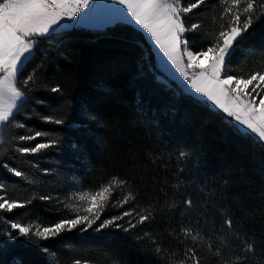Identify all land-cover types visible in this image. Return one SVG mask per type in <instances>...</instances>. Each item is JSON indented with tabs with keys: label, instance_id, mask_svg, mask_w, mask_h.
Here are the masks:
<instances>
[{
	"label": "snow or ice",
	"instance_id": "obj_1",
	"mask_svg": "<svg viewBox=\"0 0 264 264\" xmlns=\"http://www.w3.org/2000/svg\"><path fill=\"white\" fill-rule=\"evenodd\" d=\"M219 3L222 8L217 12L215 0H0V146L6 149L0 153V216H4L7 225L3 242H0V264H25L17 250L27 245L46 258L51 257L50 247L39 241L55 240L66 232L89 233L94 239L117 244L124 239L121 233H131L137 225L155 219L154 210L150 209H145L144 213L126 209L102 218L106 207H123L135 200L129 189L122 200L113 202L111 190L127 185L126 180L116 177L94 193H79L78 199L86 204L83 215L60 218L47 226L31 221L26 224L14 218L27 214L34 201H42L51 206V211H58L55 205L61 203L59 197L45 190L53 171L42 168L40 162L48 158L52 149L67 150L69 166L75 160L88 161L87 140L95 136L96 127L101 123L96 99L82 97L69 105L63 85L40 79L41 65L25 71L38 50L47 51L38 49L39 45L47 44L52 53L62 54L72 43L85 37L119 39L122 54L113 57L107 70L127 75L129 87L136 90L138 111L142 114L154 111L146 97L165 99V94L172 93L211 114L223 113L221 119L226 128L250 140L264 166V71L237 77L227 67L236 48L252 35L253 25L264 23V0H219ZM194 9L213 13V22L219 25L210 46L204 49L190 50L186 36V33L195 34L191 37L195 41L202 30L201 23L189 18ZM118 29L123 30V34L116 36ZM248 54H258L264 61V40L259 46L250 47ZM161 73L166 74V79H161ZM39 87L56 94L49 97V101L55 102L58 96L64 98V104L53 111V103L32 95ZM34 103L44 105L48 111L38 113L32 107ZM69 106L75 117L71 123L66 120ZM178 111L174 98H169L162 109L165 116L173 117ZM33 119L59 127L43 129L30 123ZM65 128H72L84 142L56 135ZM179 155L183 158L187 154L180 151ZM25 184L24 191L32 193L30 197L13 199L6 194L9 187L21 188ZM76 198L77 194L73 193L72 199ZM64 207L71 208V205L65 203ZM171 207L187 214L194 205L186 198L182 207L175 203ZM17 209H23L24 213L14 212ZM9 213L13 215H4ZM225 224L224 234L215 231L202 234L189 226L182 227L181 231L194 243L205 237L219 238V245L214 247L209 243L207 248L209 258H216L215 264H249L256 253L255 241L233 233L230 218H225ZM144 236L151 240L159 254L162 249L158 241L147 232ZM184 256L192 264H202L195 248L186 249ZM46 264L53 261L46 259ZM70 264L87 262L77 258Z\"/></svg>",
	"mask_w": 264,
	"mask_h": 264
},
{
	"label": "trees",
	"instance_id": "obj_2",
	"mask_svg": "<svg viewBox=\"0 0 264 264\" xmlns=\"http://www.w3.org/2000/svg\"><path fill=\"white\" fill-rule=\"evenodd\" d=\"M215 3L218 12L222 6L219 0ZM193 13L189 14L190 20L201 23L202 30L195 41L191 39L195 34L186 33L189 47L190 50L204 49L210 46L219 25L213 22V13L200 9H194ZM250 31L252 35L236 48L228 61L227 67L237 77L256 70L264 71L260 55L248 54L250 47L259 46L264 40V23L254 24ZM121 34L123 30L119 29L115 33L116 36ZM38 49L47 51L38 50L25 71L30 72L34 66L41 65L40 79L47 78L63 85L69 105L82 97H90L97 100L96 108L101 115L95 136L87 140L88 161L75 160L69 166L67 150L52 149L48 158L40 162L42 168L53 171L45 190L61 201L71 188L94 192L116 177L126 180L127 185L123 189L114 187L111 190L113 202L122 200L129 189L135 200L123 207H106L102 218L126 209H135L139 213L150 209L154 210L155 219L137 225L131 233H121L124 239L117 244L75 231L62 233L55 240H40L39 243L50 247L53 255L46 258L27 245L17 250L25 264H46V259H51L53 264H64L65 261L70 264L77 258L87 264H180L182 260L187 264L191 261L184 256L188 248L196 249L202 264H215L216 258H209L207 248L209 243L214 247L219 245L220 239L205 237L194 243L181 229L189 226L202 234L213 231L224 234L225 218L232 220L233 233L255 241L256 253L249 264H264V251H261L264 248V166L250 140L236 136L226 128L221 119L223 113L219 116L211 114L187 99L168 93L165 99L146 97L154 111L142 114L137 109L136 90L129 87L127 75L107 70L113 57L122 54L117 38L85 37L72 43L62 54L52 53L47 44L39 45ZM160 75L161 79H166L163 73ZM105 88L107 92L103 91ZM32 95L53 103V111L64 104L63 97L57 96L55 102L49 101L48 98L56 94L43 87L37 88ZM169 98H174L179 109L174 117L162 112ZM32 107L38 113L48 111L41 104L34 103ZM74 119L69 106L66 120L71 123ZM30 123L43 129L59 127L36 119ZM56 135L75 137L84 142V138L72 128H65ZM5 150V146H0V153ZM180 151L187 155L181 158ZM26 187V184L21 188L9 187L6 194L13 199L28 198L32 193L24 191ZM186 198L193 201L191 212L184 214L171 207L173 203L182 207ZM50 207L42 201H34L27 214L14 218L26 224L31 221L47 226L69 217L68 210L61 204L55 205L58 211H51ZM14 212L24 213V210ZM5 230L4 216H0V242H3ZM146 232L158 241L162 249L159 254L151 240L144 236Z\"/></svg>",
	"mask_w": 264,
	"mask_h": 264
},
{
	"label": "rangeland",
	"instance_id": "obj_3",
	"mask_svg": "<svg viewBox=\"0 0 264 264\" xmlns=\"http://www.w3.org/2000/svg\"><path fill=\"white\" fill-rule=\"evenodd\" d=\"M86 30H88V29H86ZM150 47H151V45H150ZM155 60L156 61H158L159 60V57H155ZM173 70V72H175V69L173 68L172 69ZM165 76H166V74L165 73H163ZM176 75H177V77H179V74H178V72L176 73ZM182 77H179V81H182ZM179 81H177V82H179ZM217 111H219V110H217ZM98 191V190H97ZM81 192H88V193H94V192H89L88 190H84V189H82V188H78V189H76V188H71L69 191H68V193H67V196L65 197V198H62L61 199V205L63 206V208L64 209H66V210H68V212H69V217H74L75 215H77V214H80V215H83V214H85V213H83V211H82V209H83V207H85L86 206V204H85V202H83V201H80L79 199H78V195H79V193H81ZM73 193H75V194H77V198L76 199H72V195H73ZM69 204V205H71V208H66V207H64V204ZM74 209H78L79 210V212H77V211H74ZM187 264H192V261H189Z\"/></svg>",
	"mask_w": 264,
	"mask_h": 264
}]
</instances>
